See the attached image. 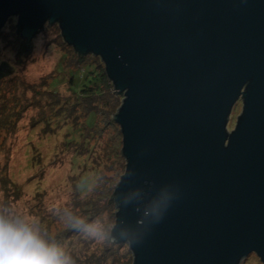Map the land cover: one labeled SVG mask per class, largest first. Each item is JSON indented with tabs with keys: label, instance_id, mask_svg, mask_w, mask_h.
<instances>
[{
	"label": "water",
	"instance_id": "obj_1",
	"mask_svg": "<svg viewBox=\"0 0 264 264\" xmlns=\"http://www.w3.org/2000/svg\"><path fill=\"white\" fill-rule=\"evenodd\" d=\"M14 18L26 55L56 25L122 96L110 237L132 264H264V0H0Z\"/></svg>",
	"mask_w": 264,
	"mask_h": 264
},
{
	"label": "trees",
	"instance_id": "obj_2",
	"mask_svg": "<svg viewBox=\"0 0 264 264\" xmlns=\"http://www.w3.org/2000/svg\"><path fill=\"white\" fill-rule=\"evenodd\" d=\"M11 20L0 31V45L16 44L17 55H26L30 48L20 38L16 27H12ZM9 23L12 35H7ZM47 29L55 31L60 39L56 25ZM43 31L45 28L39 33ZM61 41L57 45L63 53V61L57 65L54 75L41 77L34 83L24 81L17 73L0 78V145L15 136L20 126L25 127L26 118L28 135L40 136V141L56 133L63 135L65 139L59 150L69 154L75 166L73 191L63 205L38 209L39 227L48 239L58 243L73 258L75 264H132L128 245L86 237L61 219L67 209L88 223L102 224L110 237L117 211L112 193L125 169L119 127L111 120L121 105L122 96L114 94L98 58L79 56ZM30 112L33 114L28 115ZM3 153L7 155L8 149ZM40 155L37 152L29 159V165L36 166L35 176L39 179L45 174ZM7 171L5 164L3 170L0 169L3 194L0 211L9 214L21 191ZM43 180H38V184ZM42 192L46 195L43 188ZM41 194L37 190L38 201L44 197Z\"/></svg>",
	"mask_w": 264,
	"mask_h": 264
},
{
	"label": "rangeland",
	"instance_id": "obj_3",
	"mask_svg": "<svg viewBox=\"0 0 264 264\" xmlns=\"http://www.w3.org/2000/svg\"><path fill=\"white\" fill-rule=\"evenodd\" d=\"M10 23H12V27H15L16 18L11 20ZM10 23L8 24L9 26ZM9 28L10 29H7V35H12L13 31L11 26ZM44 28L45 31L38 33L31 41V52L29 55H25V59L22 55H17L16 44L10 43L6 46L3 44L0 45V64L1 62L6 63L12 70L11 73H17L28 83L38 82L41 77L44 78L49 75H54L57 65L59 62L63 61V53L61 48L57 45L61 38L59 39V37H57L55 31L51 32L50 29H47V25H45ZM12 37L13 36H11L10 39ZM240 112L241 103L239 101L233 107L230 114L227 125L228 131L233 127ZM32 114L33 112L28 113V115ZM28 124L29 122L26 118L25 127L20 126L21 128L19 127L20 129L15 136L11 139L8 138L5 144L0 145V169L2 168L3 170V166L5 164L7 165L9 177L21 191L19 200L15 202L9 214L22 217L28 221H31L33 218L39 221L38 209L41 206L58 207L63 205L67 197L71 195L73 191V169L75 166L72 165L70 155L62 153L59 150L62 140L65 139L63 135H58V133H56L48 138L43 137L40 141V136L37 138L36 136L28 135ZM30 143H33L32 147ZM5 148L8 149L7 155L3 153ZM37 152L41 154L40 156L45 166V174L41 179L35 176L37 172L36 166L31 167V165H29L30 157H33ZM55 159L59 161L55 163ZM50 165H52V168ZM85 165L87 164L85 163ZM42 179L44 180L39 185L38 180L40 181ZM42 188L46 195L42 192ZM37 190L44 194V197L39 199V201L36 199ZM2 195L0 189V199ZM35 212L36 216L34 215ZM242 264L262 263L255 254H250Z\"/></svg>",
	"mask_w": 264,
	"mask_h": 264
},
{
	"label": "clouds",
	"instance_id": "obj_4",
	"mask_svg": "<svg viewBox=\"0 0 264 264\" xmlns=\"http://www.w3.org/2000/svg\"><path fill=\"white\" fill-rule=\"evenodd\" d=\"M61 219L86 237L118 242L115 236H108L102 224L88 223L67 209ZM135 242L138 241H128ZM0 264H75V261L58 243L46 237L37 219L28 221L0 211Z\"/></svg>",
	"mask_w": 264,
	"mask_h": 264
},
{
	"label": "flooded vegetation",
	"instance_id": "obj_5",
	"mask_svg": "<svg viewBox=\"0 0 264 264\" xmlns=\"http://www.w3.org/2000/svg\"><path fill=\"white\" fill-rule=\"evenodd\" d=\"M235 122H236V120H235ZM234 125H235V123H234ZM234 125H233V127L229 130V131H232L233 130V128H234Z\"/></svg>",
	"mask_w": 264,
	"mask_h": 264
}]
</instances>
